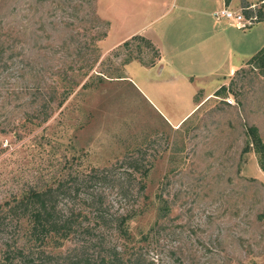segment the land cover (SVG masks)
I'll list each match as a JSON object with an SVG mask.
<instances>
[{"label":"rangeland","instance_id":"374dc122","mask_svg":"<svg viewBox=\"0 0 264 264\" xmlns=\"http://www.w3.org/2000/svg\"><path fill=\"white\" fill-rule=\"evenodd\" d=\"M250 1L241 12L259 21L264 0ZM172 3L0 0V264L128 247L120 216L135 242L154 228L136 248L155 264H264V170L247 135L264 143V69L248 60L222 79L223 64L173 126L188 92L149 86L155 72L137 65L158 54L141 37L113 46ZM58 185V216L72 212L79 228L35 240L11 209Z\"/></svg>","mask_w":264,"mask_h":264},{"label":"crops","instance_id":"0c3cea01","mask_svg":"<svg viewBox=\"0 0 264 264\" xmlns=\"http://www.w3.org/2000/svg\"><path fill=\"white\" fill-rule=\"evenodd\" d=\"M191 1L173 0L149 23L133 29L113 45L117 47L134 36L148 40L157 51L156 63L149 66L131 64L155 72L156 78L148 84L156 90H171L172 97L188 92L190 109L173 126L181 124L200 104L194 103V96L195 90H202L204 80L209 79L223 64L228 66L231 62L232 73L222 79L232 76L264 45V39L256 45L249 40L254 24L246 28L248 32H242L245 29H239L232 21L214 17V13L222 8L234 12L245 11L248 7L252 9L250 0ZM156 23L157 28L153 30L151 27ZM256 25L263 26L264 33V25L259 21ZM220 81L213 90L218 88Z\"/></svg>","mask_w":264,"mask_h":264},{"label":"trees","instance_id":"16d2710c","mask_svg":"<svg viewBox=\"0 0 264 264\" xmlns=\"http://www.w3.org/2000/svg\"><path fill=\"white\" fill-rule=\"evenodd\" d=\"M259 21H264L262 14H260ZM134 37L137 38V36ZM141 39L150 43L142 37ZM247 64H255L256 67L264 69V48L250 58ZM84 86L85 84L83 87ZM247 135L251 137L249 144L254 147V151L258 156L259 167L264 170V143L253 127L249 128ZM93 171L95 170L93 169ZM141 174V179L144 180L147 177V171ZM77 185L80 184L76 183V186ZM144 190L145 184L142 183L141 191ZM63 192H65V190L62 185H58L56 188L47 187L43 190L32 191L28 197L22 198L20 201L16 202V206L11 209L13 212L15 210V212L21 211L26 213L29 229L31 234L35 236V240L43 242L51 234L58 235L59 238L65 239L74 232L75 228H79L75 220L76 216L74 217L72 212L66 217L58 216L57 203L54 200L55 193L57 195ZM120 217L118 226L124 235L127 236L126 242H128V247H124L123 249L118 246L113 247L106 252H99L96 258H93L86 252H82V254L78 256H71L66 253L53 260L55 264H155V260L152 257H145L144 254L139 252V248H136L141 242L149 243L154 228L142 234L140 240L135 242V239L131 236L127 228H124L127 218L124 216ZM18 255H20L21 258L23 257L21 252H19Z\"/></svg>","mask_w":264,"mask_h":264},{"label":"built area","instance_id":"2783aa9c","mask_svg":"<svg viewBox=\"0 0 264 264\" xmlns=\"http://www.w3.org/2000/svg\"><path fill=\"white\" fill-rule=\"evenodd\" d=\"M214 17L217 19L232 21L239 29H246L258 21L256 15L246 18L243 12H234L227 8H222L216 11Z\"/></svg>","mask_w":264,"mask_h":264}]
</instances>
